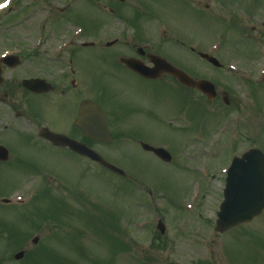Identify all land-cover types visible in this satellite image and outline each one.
Segmentation results:
<instances>
[{"label":"rangeland","instance_id":"374dc122","mask_svg":"<svg viewBox=\"0 0 264 264\" xmlns=\"http://www.w3.org/2000/svg\"><path fill=\"white\" fill-rule=\"evenodd\" d=\"M2 1L0 0V7ZM50 1H52L50 8L57 6L53 4L55 0ZM139 1L135 0L134 3L138 5ZM153 1L156 2L150 4ZM165 1L169 4L163 6L162 0L150 1L148 15L152 22L167 23L175 39L186 45L196 42L198 47L201 48L202 44L206 47H204L205 50H209V45L216 39L222 41V47L218 50L220 52L217 53L224 61L221 62L223 70L204 69L206 64L192 57L191 53L183 51L178 43V45L170 42L165 44V56L170 61L196 68L198 74L208 72V78L217 81L222 89L227 90L229 99L234 100V103L224 109L218 102L209 107L210 115L199 111L195 119H192L194 118L192 113L183 112L185 122L180 119L174 123L177 125V130L169 131L154 123V127L162 129L155 131V139L169 143L172 149L175 148L173 152L177 150L174 157L176 160L171 165L164 166L144 155H138L137 158H140L141 164L135 165L137 161L132 160L133 165L130 166L131 160L127 157L120 164L132 169L133 176L137 179L134 182L94 168L96 173L82 181L85 197L90 205L89 211L92 213L88 214V228L82 235L77 233L76 226L70 229L72 225L66 223L68 217L66 213H61L65 216L57 218L56 222L48 220L41 224V220L32 222L33 219L27 215V212L34 211L35 203L32 207L29 205H27L29 207H18L19 205L4 207L0 202V226L12 223L20 227L19 229L15 227L12 231L20 230V237H23L20 240L21 244L9 243L4 239V237L9 238V235L7 236L4 230H0L2 232L0 234V264H143L150 260L151 253L157 256L156 264H264V212L251 224L238 227L232 232L219 234L214 230L216 212L222 200L223 189L219 170L225 167L228 160L227 151L223 157L219 156L216 159L215 148L219 145V148H229L232 154H240L251 143V145H259L264 151V81L260 82L262 85L254 86L256 80H261L263 66L261 61L264 60V48L261 49V47L264 46V32L261 33L262 39L259 41L260 33L251 31L252 27L258 28L259 23L264 20V0H227V4L224 3L225 0H215L216 3L211 0H201L200 7L203 12L209 8L211 11L219 10L218 14L226 15L225 23L219 17L215 20L211 18L210 10L200 13L189 3L178 10L175 6L169 8L171 2L176 3L175 0ZM218 2H223L225 6L220 7ZM39 3L41 7L32 4L31 0H21L13 9L0 15V29L8 24V27L1 31V46L13 43L14 39L9 37H19L27 30L38 29V20L48 12V7L43 2ZM56 3L58 7H63L64 3L60 1ZM206 5L208 8H205ZM90 13V10L86 8L78 14L73 11L68 13L65 16L64 29L86 24L87 18L90 19V15L95 14ZM87 14L90 15L86 16ZM26 16L28 19L23 24L21 21L17 22ZM16 18H18L17 21ZM239 25L241 28L246 25L244 31L238 29ZM110 37L107 35L104 39L107 40ZM51 39L58 38L53 35H47L45 38L47 42ZM30 42H33V39ZM16 43H18L17 38ZM204 48H202L203 51H198L208 53L204 51ZM118 67L114 63L105 61L104 65H90L86 70L89 85L96 88L95 90H104V101L119 99L115 92L119 95H127L129 86L133 85L131 80L129 83L112 81L113 72ZM190 70L193 69L190 68ZM116 73L118 76L122 75L118 71ZM247 95L248 98H246ZM172 102L175 107H178L179 98L175 97ZM171 116L166 115L164 121H169ZM143 135L148 139V132ZM230 141L232 144L228 145ZM6 142L11 144L10 139H6ZM120 148L123 149V147ZM130 153L131 151H127L128 155ZM107 157L114 159L109 154ZM208 164L212 168L215 167L216 176L212 178L210 187L207 189L203 183L205 180L202 182L198 180V173L194 176L183 169V165H187L201 170ZM54 170L62 172L68 179L69 175L73 174L63 167ZM91 171L90 169V174H92ZM6 172L7 175L3 174L0 177V199L9 198L8 196L10 199H15L17 196L24 198L29 192L25 195H18V192H23L24 187L27 188L31 184H33L32 189H39L42 193L39 194V198L48 197V191L44 190L45 188L36 187L42 182L34 179L30 181V177L21 174L18 169H7ZM66 182L72 187L79 184L74 178ZM201 183L203 185L193 205V208L196 206L197 208L192 213H187L183 204L187 201L192 204L191 191L195 187L198 189ZM40 202L46 205L45 201ZM150 203L154 204L160 214L152 211L153 206L150 207ZM36 210L39 209L36 208ZM54 210L56 208L52 206L51 211ZM158 219L165 226V234L160 236L162 250L154 252L150 245L151 242L155 245L158 241L153 238L156 231L153 224ZM57 222L60 225L56 229L54 226ZM149 222H153L150 229ZM137 223H146L148 227L138 231ZM72 230L76 232L71 233ZM125 231L127 241H123ZM69 233L70 236L67 237ZM36 236L38 242L33 245L31 239ZM258 239L263 242L262 249L255 245ZM125 242H132L130 253H126L128 244ZM23 249L26 251L23 260L13 261V254Z\"/></svg>","mask_w":264,"mask_h":264},{"label":"flooded vegetation","instance_id":"af4514ba","mask_svg":"<svg viewBox=\"0 0 264 264\" xmlns=\"http://www.w3.org/2000/svg\"><path fill=\"white\" fill-rule=\"evenodd\" d=\"M59 1L64 3L63 7H58L56 2ZM59 1L55 0L53 4L57 6L52 9L49 7L52 1L40 0L48 7V14L41 16V19L43 17L48 19L47 28L31 30L33 33L38 31L42 37L53 35L58 38L57 40L51 39L47 42L44 39L40 45H31L30 43H34L38 35L35 36L27 30L19 37H9L17 38L18 45L14 39V45H3L0 48V52L4 54L16 55V63L9 62L8 66H1L0 146L8 151L9 158L7 162L0 161V167L10 165L18 168L20 164H25L30 169L25 172L18 169L20 172L28 176L56 181L62 178L59 175H49L48 169L53 171L69 163L71 170L74 171V174L69 175V179H82L88 173L89 165L97 166L88 158L72 152L67 147L50 143L45 139L46 132L65 136L95 150L112 165H117L126 159L128 154L125 153L130 149H134L128 157L131 164H133L132 160L136 161L135 154L138 149L141 154L153 156L142 150L141 143L148 142L143 133L150 130V136L153 123L163 124L165 116L168 115L163 104L171 102L172 112L175 114L180 108L179 102L178 107L172 102L175 97L183 101L182 91L186 89L189 91V97L200 102V92L181 86L167 73L157 79L144 78L121 62V59H135L146 67H152L150 59L159 55L157 51L159 47L153 40L157 27L153 25L148 14H142L139 18L133 14H123L124 19L105 5L106 1L125 5L133 0ZM180 1L175 0L178 3V10L181 7ZM170 5L176 4L172 2ZM84 8L95 14L86 15L91 17L87 18L86 24L64 29L65 16L72 11L78 14ZM123 9L132 8L125 6ZM26 19L28 17L21 21L22 24ZM119 22L126 26L129 39H124L121 45L106 46L104 37L115 34L117 31L115 27ZM74 30L75 37L72 36ZM90 32L96 34L90 35ZM32 39L33 42H30ZM90 41L91 43L87 45L86 42ZM190 53L194 55L193 50H190ZM105 61L119 66L113 72L114 83L133 81L127 95H119L115 92L119 99L104 101V90H95L96 88L89 85L86 70L90 65H104ZM173 66L186 72L192 79L205 78L198 77L200 74L197 73L196 68L190 71L187 64L178 63ZM116 71L122 75L118 76ZM24 81H36L38 86L30 90L23 86ZM168 89L171 90V95ZM216 93L213 102H218L219 93ZM221 94H224L223 100L226 98L225 100L228 101L227 106L230 105L227 95ZM85 101H92L105 114L106 127L112 137L110 144H101L88 138L87 130L83 128L87 126L88 119L87 117L80 119V107ZM4 136L11 140V144L4 140L6 138ZM116 142L119 145L117 148H115ZM126 145L129 147L125 148ZM121 146L123 149L120 148ZM19 150L22 151L23 156L18 154ZM108 154L114 159L108 158ZM70 198L73 199L74 196ZM76 203L79 205L82 201L78 199Z\"/></svg>","mask_w":264,"mask_h":264},{"label":"water","instance_id":"95a60500","mask_svg":"<svg viewBox=\"0 0 264 264\" xmlns=\"http://www.w3.org/2000/svg\"><path fill=\"white\" fill-rule=\"evenodd\" d=\"M179 80L200 89L209 98L214 96L213 87L207 82L191 83L182 74L176 72ZM156 154L165 159L167 154L156 150ZM91 155V153H90ZM92 158L99 160L97 157ZM165 160H168L165 159ZM112 170L119 172L113 167ZM264 207V156L259 151H250L240 160H234L228 173L224 190V201L217 214V230H226L237 224L249 222ZM22 253L16 256L19 259Z\"/></svg>","mask_w":264,"mask_h":264}]
</instances>
